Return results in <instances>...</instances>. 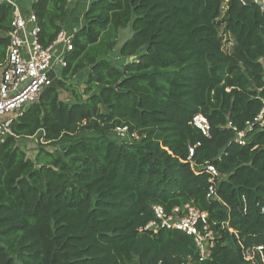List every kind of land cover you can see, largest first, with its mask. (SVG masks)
Listing matches in <instances>:
<instances>
[{
    "label": "trees",
    "instance_id": "trees-1",
    "mask_svg": "<svg viewBox=\"0 0 264 264\" xmlns=\"http://www.w3.org/2000/svg\"><path fill=\"white\" fill-rule=\"evenodd\" d=\"M31 9L46 47L71 7ZM12 14L0 5V64ZM82 21L58 79L0 143V264H252L242 253L258 246L264 264V125L254 120L264 121V10L91 0ZM30 139L32 158L20 146ZM186 205L207 213L214 245L204 261L191 237L144 230L153 206L182 214Z\"/></svg>",
    "mask_w": 264,
    "mask_h": 264
},
{
    "label": "built area",
    "instance_id": "built-area-1",
    "mask_svg": "<svg viewBox=\"0 0 264 264\" xmlns=\"http://www.w3.org/2000/svg\"><path fill=\"white\" fill-rule=\"evenodd\" d=\"M73 1L66 0L71 7ZM36 2L37 0H0V5L8 4L13 8L10 30L6 34L8 46L5 60L0 64V143L12 136L10 125L13 119L36 103L41 93L58 79V70L65 66L64 56L72 50L71 41L77 31L76 28L69 31L62 28L55 40L44 47L39 42L40 28L31 9ZM261 8L264 10V4ZM254 120L261 121L264 125L262 113ZM192 124L203 133L208 128L206 120L200 115L193 117ZM247 125L249 126L248 123ZM116 132L124 137L126 128H117ZM238 144L243 145L244 142L238 140ZM206 169L217 177L212 166H207ZM214 196V188L211 186L206 197ZM152 210L155 219L144 230L157 232L162 228L181 232L193 239L199 250L200 261L209 257L214 241L207 223V213L189 205L185 206L182 214L177 208L170 214L159 206H153ZM261 250L260 246L246 249L242 253L243 259L256 264L255 255Z\"/></svg>",
    "mask_w": 264,
    "mask_h": 264
},
{
    "label": "rangeland",
    "instance_id": "rangeland-1",
    "mask_svg": "<svg viewBox=\"0 0 264 264\" xmlns=\"http://www.w3.org/2000/svg\"><path fill=\"white\" fill-rule=\"evenodd\" d=\"M71 7V6H70ZM71 12H70V16L69 18L66 20L68 21V23L70 24L69 27L72 26V22L75 20V17L73 18V16L76 14L75 13V10H74V7L72 8L71 7ZM76 26V25H74ZM130 32H128V30H124V31H121L120 32V39H119V42L117 43V45H119L122 41V39L124 38H127L130 36ZM118 49H117V46H115V49L114 51L112 52V54L110 55L109 59L111 61H114L115 63H119V62H123L124 59L121 58L118 53H117ZM58 74H59V70H58ZM84 79V76L83 74L78 76L77 79H76V82L78 83H81V81ZM62 97H64V95L62 94ZM20 146L26 151L27 155L32 158L36 152V149L38 148V142L36 139H30V140H27V141H20ZM48 150H52V147H47Z\"/></svg>",
    "mask_w": 264,
    "mask_h": 264
},
{
    "label": "crops",
    "instance_id": "crops-1",
    "mask_svg": "<svg viewBox=\"0 0 264 264\" xmlns=\"http://www.w3.org/2000/svg\"><path fill=\"white\" fill-rule=\"evenodd\" d=\"M91 0H74L73 1V7L75 10V15L73 16V18L75 17V20L72 22V26L69 27V23L68 21H66L63 25V29L68 30L69 28H76L78 29L80 26H82L83 21H82V16L84 11L86 10V8L88 7L89 3ZM76 25V26H74Z\"/></svg>",
    "mask_w": 264,
    "mask_h": 264
},
{
    "label": "water",
    "instance_id": "water-1",
    "mask_svg": "<svg viewBox=\"0 0 264 264\" xmlns=\"http://www.w3.org/2000/svg\"><path fill=\"white\" fill-rule=\"evenodd\" d=\"M244 4L254 2L258 6H262L264 4V1L262 0H241Z\"/></svg>",
    "mask_w": 264,
    "mask_h": 264
}]
</instances>
